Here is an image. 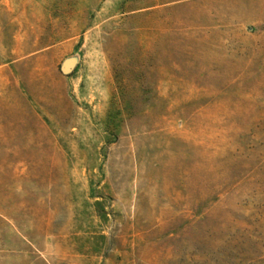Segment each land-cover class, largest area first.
I'll use <instances>...</instances> for the list:
<instances>
[{"label":"rangeland","instance_id":"rangeland-1","mask_svg":"<svg viewBox=\"0 0 264 264\" xmlns=\"http://www.w3.org/2000/svg\"><path fill=\"white\" fill-rule=\"evenodd\" d=\"M0 264H264V0H0Z\"/></svg>","mask_w":264,"mask_h":264},{"label":"water","instance_id":"water-1","mask_svg":"<svg viewBox=\"0 0 264 264\" xmlns=\"http://www.w3.org/2000/svg\"><path fill=\"white\" fill-rule=\"evenodd\" d=\"M74 64L72 62H67L63 65L61 71L64 74H67L71 71V69L73 68Z\"/></svg>","mask_w":264,"mask_h":264}]
</instances>
